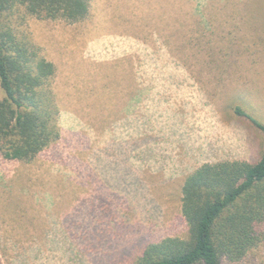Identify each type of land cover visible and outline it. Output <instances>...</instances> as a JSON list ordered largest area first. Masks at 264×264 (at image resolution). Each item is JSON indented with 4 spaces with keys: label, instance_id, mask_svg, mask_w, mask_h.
<instances>
[{
    "label": "rangeland",
    "instance_id": "obj_1",
    "mask_svg": "<svg viewBox=\"0 0 264 264\" xmlns=\"http://www.w3.org/2000/svg\"><path fill=\"white\" fill-rule=\"evenodd\" d=\"M90 2L79 22L5 20L56 67L61 133L32 161L0 153L4 264H55L37 249L68 213L119 244L186 238V177L261 156L264 132L235 108L264 123V0ZM225 264H264V243Z\"/></svg>",
    "mask_w": 264,
    "mask_h": 264
},
{
    "label": "trees",
    "instance_id": "obj_2",
    "mask_svg": "<svg viewBox=\"0 0 264 264\" xmlns=\"http://www.w3.org/2000/svg\"><path fill=\"white\" fill-rule=\"evenodd\" d=\"M21 8L38 18L74 23L89 16L91 2L0 0V87L5 92L0 98V153L6 159L32 161L60 137V105L48 83L56 73L54 63L38 57L5 23L7 14ZM235 112L264 132V123L242 107L236 106ZM182 194L186 238L119 244L114 226L96 228L68 213L50 231L55 245L38 247L37 252H56L55 264H225L245 259L264 243V145L255 162L200 166L186 177ZM18 259L14 255L9 264Z\"/></svg>",
    "mask_w": 264,
    "mask_h": 264
}]
</instances>
